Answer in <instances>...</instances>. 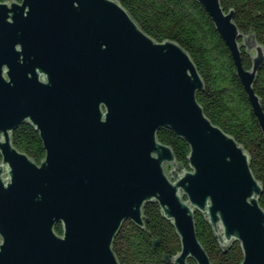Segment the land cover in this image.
<instances>
[{"label": "water", "instance_id": "water-1", "mask_svg": "<svg viewBox=\"0 0 264 264\" xmlns=\"http://www.w3.org/2000/svg\"><path fill=\"white\" fill-rule=\"evenodd\" d=\"M196 1L264 134L254 88L264 46L240 42L221 0ZM204 88L191 54L154 39L119 0L0 1V264H121L114 239L127 220L145 227L152 201L181 240L166 262L213 264L198 238L201 212L223 248L240 243L241 264H264L263 184L249 152L205 113ZM25 122L43 142L41 163L12 141ZM162 127L190 146L189 168L159 140Z\"/></svg>", "mask_w": 264, "mask_h": 264}, {"label": "trees", "instance_id": "trees-1", "mask_svg": "<svg viewBox=\"0 0 264 264\" xmlns=\"http://www.w3.org/2000/svg\"><path fill=\"white\" fill-rule=\"evenodd\" d=\"M9 1V0H0ZM138 24L157 41L175 40L192 56L205 82L198 100L207 116L232 134L249 152L251 168L264 187V134L248 94L237 76L229 47L212 18L196 0H119ZM226 10H235V22L243 35L240 42L255 41L264 46V0H221ZM243 64L252 67V53L241 48ZM255 92L264 110V64L258 72ZM158 138L172 146L178 161L189 168L190 146L170 128L162 127ZM14 145L41 163L46 151L39 132L25 122L12 133ZM1 158V155H0ZM264 208V191L260 197ZM145 227L127 220L117 233L113 249L121 264H173L164 260L181 251V240L171 220L158 202L144 206ZM198 238L213 264H241L243 252L239 242L223 248L205 215L196 212ZM63 232L62 224L55 227ZM159 240L158 246L154 245ZM191 264H197L190 260Z\"/></svg>", "mask_w": 264, "mask_h": 264}, {"label": "rangeland", "instance_id": "rangeland-1", "mask_svg": "<svg viewBox=\"0 0 264 264\" xmlns=\"http://www.w3.org/2000/svg\"><path fill=\"white\" fill-rule=\"evenodd\" d=\"M171 168V166H168V170Z\"/></svg>", "mask_w": 264, "mask_h": 264}]
</instances>
